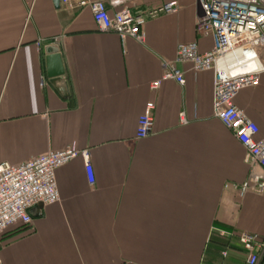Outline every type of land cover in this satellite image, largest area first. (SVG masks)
<instances>
[{
	"label": "crops",
	"instance_id": "0c3cea01",
	"mask_svg": "<svg viewBox=\"0 0 264 264\" xmlns=\"http://www.w3.org/2000/svg\"><path fill=\"white\" fill-rule=\"evenodd\" d=\"M80 1L0 0V164L73 145L90 150L94 177L90 184L82 158L59 168L60 201L35 206L30 226L0 238V264H247L236 236H264V191L253 184L241 196L226 186L264 179V170L247 163L245 147L215 116L213 73L180 63L186 86L151 88L180 44L212 50L213 39L196 30L197 1L103 0L110 15L180 4L177 14L147 21L142 43L98 32ZM49 48L64 68L53 79ZM150 102L154 132L136 139ZM235 102L263 138L264 73Z\"/></svg>",
	"mask_w": 264,
	"mask_h": 264
},
{
	"label": "built area",
	"instance_id": "2783aa9c",
	"mask_svg": "<svg viewBox=\"0 0 264 264\" xmlns=\"http://www.w3.org/2000/svg\"><path fill=\"white\" fill-rule=\"evenodd\" d=\"M200 9L197 33L213 39L211 51L201 53L197 43L178 46L174 60H164L162 79L151 84L153 90L162 82L173 80L186 86V73L180 63L191 66L194 73L212 72L214 75L215 116L228 128L247 151L246 161L264 170V137L259 138V127L236 105L239 93L260 85L264 73L261 59L264 52V0H196ZM75 8L71 0H62ZM77 7H89L98 32L114 33L121 40L132 38L145 41L148 20L162 15L177 14L181 8L177 1L163 4L157 9L133 12L130 8L110 15L103 0H82ZM43 41L37 42L41 50ZM54 44L59 43L54 40ZM250 70L243 71V68ZM237 71V72H233ZM43 85V82H42ZM154 102L146 105L139 119L136 139H144L154 132ZM186 123L185 113L180 115ZM82 158L90 184L94 183L90 150L69 146L67 149L34 157L24 164H0V238L16 226L28 227L32 222L31 209L53 205L60 201L56 172L62 166ZM264 179L251 176L241 185H228L244 196L254 184L258 192L264 191ZM239 244L247 253V264H264V236L249 232L237 234ZM226 255V253H224Z\"/></svg>",
	"mask_w": 264,
	"mask_h": 264
},
{
	"label": "water",
	"instance_id": "95a60500",
	"mask_svg": "<svg viewBox=\"0 0 264 264\" xmlns=\"http://www.w3.org/2000/svg\"><path fill=\"white\" fill-rule=\"evenodd\" d=\"M57 4L60 0H54ZM47 71L49 78H57L64 74V68L62 64V58L60 54H57L53 48L47 50ZM41 206V205H40Z\"/></svg>",
	"mask_w": 264,
	"mask_h": 264
}]
</instances>
